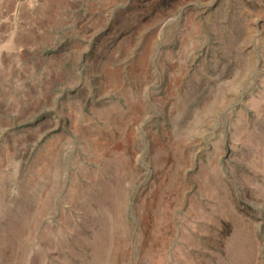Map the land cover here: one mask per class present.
Wrapping results in <instances>:
<instances>
[{"label": "rangeland", "instance_id": "obj_1", "mask_svg": "<svg viewBox=\"0 0 264 264\" xmlns=\"http://www.w3.org/2000/svg\"><path fill=\"white\" fill-rule=\"evenodd\" d=\"M154 261L264 264V0H0V264Z\"/></svg>", "mask_w": 264, "mask_h": 264}, {"label": "bare ground", "instance_id": "obj_2", "mask_svg": "<svg viewBox=\"0 0 264 264\" xmlns=\"http://www.w3.org/2000/svg\"><path fill=\"white\" fill-rule=\"evenodd\" d=\"M150 34V33H149ZM149 34H147V35H149ZM149 37V36H148ZM187 37V36H186ZM16 38H14V40H15ZM18 39V38H17ZM16 39V40H17ZM191 40V39H190ZM11 42H12V40H11ZM16 42V41H15ZM142 42V41H141ZM145 42H146V39H145ZM147 42H149V41H147ZM188 42V41H187ZM187 42H185V44L187 43ZM193 42V41H192ZM16 43H20V42H16ZM143 43V42H142ZM147 44V43H146ZM147 45H149V44H147ZM193 45V44H192ZM188 47H189V45H188ZM141 49H142V47H141ZM144 49H145V47H144ZM143 49V50H144ZM142 50V51H143ZM147 50H149V49H147ZM141 51V50H140ZM141 51V52H142ZM140 52V53H141ZM149 52V51H148ZM139 53V52H138ZM143 53V52H142ZM143 54H147V53H143ZM136 56V55H135ZM138 57V56H137ZM135 59V58H134ZM136 62V61H135ZM149 62H147V64H148ZM116 65V64H115ZM117 66V65H116ZM144 66H146L145 65V63H143V60L142 59H140V60H138V65L136 64V65H133V66H131V69H130V75L132 76V77H135V79L138 77V76H141L142 75V73H143V71H144ZM113 67H115V66H113ZM112 67V68H113ZM104 68H106V67H104ZM103 68V69H104ZM120 68V67H119ZM128 68H130V66L128 67ZM107 70H108V68H106ZM149 69V68H148ZM110 70V69H109ZM116 70V69H115ZM146 70V69H145ZM181 70V69H180ZM113 71V70H112ZM118 71V70H117ZM127 72V71H126ZM182 72V71H181ZM107 73V72H106ZM120 73H122V72H120ZM178 73H179V71H178ZM103 74V73H102ZM175 74V73H174ZM179 74H181V73H179ZM122 75V74H121ZM120 75V76H121ZM125 75V74H124ZM129 75V76H130ZM145 75H148V74H145ZM149 75H151V74H149ZM178 75V74H177ZM100 76V75H99ZM104 77H106V76H104ZM101 78V77H100ZM100 78H98L97 80H99ZM107 78H108V81L109 82H111V83H116L117 82V80H118V75H117V73H115V72H109L108 73V76H107ZM121 78V77H120ZM130 78V77H129ZM142 78V77H141ZM148 78V77H147ZM170 78V77H169ZM105 79V78H104ZM106 80V79H105ZM120 80V79H119ZM128 80V79H127ZM131 80V79H130ZM138 80H140V79H138ZM170 80V79H169ZM178 80V79H177ZM181 80V79H180ZM101 81V80H100ZM132 81H134V80H132ZM137 80H135V82H136ZM141 81V80H140ZM175 81H176V79H175ZM102 82V81H101ZM105 82V81H104ZM144 82H145V80H144ZM139 83V82H138ZM103 84V83H102ZM170 84V83H169ZM119 85V84H118ZM105 86H107V85H105ZM114 86V85H113ZM122 86V85H121ZM171 86V85H170ZM115 87V86H114ZM137 87V86H136ZM142 87V86H141ZM140 87V88H141ZM105 88V87H104ZM113 88V87H112ZM117 88V87H116ZM123 88V87H122ZM135 88V87H134ZM138 88V87H137ZM137 88H135V89H137ZM167 88V87H166ZM101 89V88H100ZM167 89H169L170 90V88H167ZM104 90V89H103ZM121 90V89H120ZM139 90V89H138ZM137 90V91H138ZM169 90H168V92H169ZM166 91V90H165ZM172 92V91H171ZM99 93V92H98ZM132 104V103H131ZM130 105V104H129ZM132 106V105H131ZM131 106H130V108H131ZM133 107V109H134V106H132ZM136 107V106H135ZM142 107V106H141ZM137 109H139V107L137 108ZM134 110H136V109H134ZM124 113V112H123ZM131 113V112H130ZM136 113V112H135ZM113 114V113H112ZM111 115V114H110ZM122 115V114H121ZM126 115V114H125ZM139 115V114H138ZM129 116V115H128ZM115 117V116H114ZM130 117V116H129ZM136 117V116H135ZM139 117H141V116H139ZM122 118V117H121ZM130 120V119H129ZM134 120V119H133ZM127 123V122H126ZM129 123V122H128ZM131 124H134V123H131ZM110 126V125H109ZM111 127V126H110ZM112 128V127H111ZM133 128V127H132ZM128 129H129V127H128ZM105 130V129H104ZM127 130V129H126ZM115 131V130H114ZM117 132V131H116ZM115 132V133H116ZM127 133V132H126ZM117 134V133H116ZM125 134V133H124ZM134 134V133H133ZM102 135H103V133H102ZM105 135V134H104ZM130 135V134H129ZM125 136V135H124ZM134 137V135L132 136V138ZM108 138V137H107ZM120 138V137H119ZM128 138V137H127ZM122 139V138H121ZM109 140H110V138H109ZM126 140V139H125ZM128 140V139H127ZM153 140H156L155 138H153ZM153 140H151V141H153ZM123 141V140H122ZM108 142V141H107ZM126 142V141H125ZM131 142V141H130ZM106 143V142H105ZM190 143V142H189ZM188 143V144H189ZM108 144V143H107ZM110 144V143H109ZM121 144V143H120ZM186 144V143H185ZM185 144L183 145V147L185 146ZM187 145V144H186ZM96 146V145H95ZM188 146V145H187ZM118 147V146H117ZM119 147H120V145H119ZM156 147V146H155ZM52 148V147H51ZM126 148V147H125ZM152 148H153V146H152ZM53 149V148H52ZM157 149V148H156ZM182 149V148H181ZM51 150V149H50ZM117 150V149H116ZM124 150V149H123ZM54 151V150H53ZM101 151V150H100ZM107 152V151H106ZM187 152V151H186ZM122 153V152H121ZM122 154H124V153H122ZM182 154V153H181ZM46 155V154H45ZM104 155V154H103ZM105 155H107V154H105ZM183 155V154H182ZM185 155H187V154H185ZM184 155V156H185ZM108 156V155H107ZM126 156V155H125ZM102 157V156H101ZM179 157V156H178ZM110 158V157H109ZM47 159V158H46ZM122 159V158H121ZM178 159H180V158H178ZM120 160V159H119ZM184 161V160H183ZM2 162V161H1ZM109 162H111V161H109ZM115 162V161H114ZM179 162V161H178ZM183 163V162H182ZM4 164V163H3ZM2 164V165H3ZM184 164V163H183ZM115 165V164H114ZM128 165H130V164H128ZM43 166V165H42ZM41 166V167H42ZM131 166V165H130ZM129 166V167H130ZM44 169H46V168H44ZM39 170V169H38ZM118 170V169H117ZM128 170V169H127ZM130 170V169H129ZM182 170V169H181ZM40 171H41V168H40ZM119 171V170H118ZM117 171V172H118ZM117 172H116V174H117ZM120 172V171H119ZM180 172V171H179ZM44 173V172H43ZM37 174V173H36ZM42 174V173H41ZM115 174V175H116ZM181 174V173H180ZM177 177V176H176ZM174 178V177H173ZM171 180H172V178H171ZM170 180V181H171ZM178 181V180H177ZM173 183V182H172ZM172 183H171V185H172ZM174 184V183H173ZM177 184V183H176ZM170 185V184H169ZM161 215V214H160ZM159 218H160V216H158ZM165 217V216H164ZM163 217V218H164ZM161 219H162V217H161ZM166 219V218H165ZM163 222V221H162ZM166 223V222H165ZM161 226V225H160ZM165 226V225H164ZM166 229H168V228H166ZM157 233V232H156ZM166 233V232H165ZM166 235V234H165ZM157 236V235H156ZM155 238V237H154ZM161 239V238H160ZM162 240H160V242H161ZM165 242V241H164ZM160 246V245H159ZM151 247H153V246H151ZM155 248V247H154ZM153 248V249H154ZM158 248V247H157ZM150 250V249H149ZM159 250V249H158ZM163 250V249H162ZM155 251V250H154ZM160 251V250H159ZM164 251V250H163ZM156 255V254H155ZM152 256V255H151ZM158 256V255H157ZM154 259V258H153ZM156 261H157V259H156ZM161 261V260H160ZM155 262V261H154ZM156 263V262H155ZM157 264V263H156Z\"/></svg>", "mask_w": 264, "mask_h": 264}]
</instances>
